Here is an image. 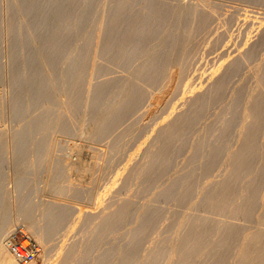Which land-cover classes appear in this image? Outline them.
I'll list each match as a JSON object with an SVG mask.
<instances>
[{
  "label": "rangeland",
  "instance_id": "1",
  "mask_svg": "<svg viewBox=\"0 0 264 264\" xmlns=\"http://www.w3.org/2000/svg\"><path fill=\"white\" fill-rule=\"evenodd\" d=\"M23 1H25V0H0V75H1V79H2V82H0V136H1L0 137V139H1L0 140V147H1L0 150L1 151L4 150V152L2 151L4 153V155H2L3 157L1 156L3 159H1V157H0V164L3 165V166L0 165V169H1L0 178L2 176V178L0 180V196H1V199L3 200L2 201L3 204L0 206V221L1 222L7 221L6 222L7 224H5V222L2 223V224H4L3 227H1L2 224L0 226L4 231L1 233V236H0V247L3 248V249L0 248V250L7 254V250L5 249L4 243H3L4 238L16 226H23L26 228V230L30 233L32 238L40 246V254L37 256L36 260L32 264H64V263H66L64 261L66 260L68 262V259L64 258L65 259L64 260L63 256H65V253L70 252V251H68L67 248L70 245H72L71 243H73L72 246H74V248L79 247L82 250L84 247L88 248L91 245L90 241H92V243H93V240H95L96 235H97L96 238H99V236L103 237V235H104L105 238L104 237L100 238V240L97 239L100 243L97 241V244H99V245L96 244L97 249L95 251H92L94 254L92 253L90 255V253L88 251H86L85 248L83 249L84 251H82V252L80 251V249H76V250H79V251H77V254L79 253V255H81L80 253H84V258H86L85 255H90V256H87L88 257L87 260L92 261L91 260L92 255H93V260H95L94 256L97 257L96 254H98V252L100 253V252L104 251L105 249H107L108 245L110 243L115 242V244H116L117 243V241H116L117 237H120L121 239H119V238L118 239L122 241V239L125 238L124 236L127 235V233L129 236L132 234L131 237H135L136 234L137 235L139 233L143 234V232H145L144 235L146 236V238H148L147 239V240H149L148 243L150 242L149 244H151L150 247H153L152 245L156 244L155 243L156 238L158 239V237H160L159 239H161V238H162V240L166 239V241L163 240V242H162L165 244V243H167L169 238L171 239L170 233L172 234L173 230L174 231L176 229L179 230L182 227L183 230L180 229L179 231L176 230L175 232H173V234L175 233L174 237L172 236V240L169 239V241H168L169 244H166L167 246L165 245L167 248H171L177 244L176 242H177V238L179 236L177 237L176 232H178V234L180 235V232L183 233L184 227L186 228V226H183L184 222H186L185 224H187L189 222L190 223L193 222L192 223L193 225L191 224L192 226H194V227H192L193 232H195V230L197 231L196 227L199 226V222H200V226H199L198 230H200L201 233L200 232H195V233L198 235L199 234L201 235L202 232H205V231L208 232L207 234H205L206 232L203 233L206 237L203 235L200 236V237H202V241H204V242H202V245L204 244L203 246L206 245L207 248H209L208 246H210V247L212 246L211 247V249H212L214 247V245H217V246L219 245V243H220L219 238H221L222 243H223V240L226 239L225 244L228 246L231 245L230 247L234 246L233 248H235L236 245H238V244L240 245V246L239 245L237 246L239 248L236 247L235 249H232V250L230 249L231 252H233V253L236 252L238 254V255H236L235 258L233 256L232 260L234 262L232 261V264L233 263L235 264L236 262H238L237 259L239 257V253H240V249H241L242 245H243V249H245L244 246H246L247 249L249 250V252L246 255L247 256L246 259H250L251 261L250 260L247 261V264H264V251L262 250V248L264 249V246H263V244H264V223H261L262 219H260L261 217H259L264 212V211H262V207L260 208L262 213L259 212V214H258L257 211H259L260 209L256 211L259 218L256 216L257 214L254 213V215H253L254 217H253L252 221H248V222L244 221L241 218H237L235 215L234 216L236 219L233 218V214H234L233 207L235 208V206L239 205L240 202H237V201L242 202L241 199L240 200H238V199L241 198L242 194H240V192H243V189L240 188L238 193H237V195H239L240 197L236 196V198H235L236 200L234 199L235 201L230 203L233 205V207H232V205H230L231 210H230V208L228 210L229 205L226 208L227 212L229 211V213H233V214L228 213L230 216L232 215L231 218L229 217V215L227 213L224 214V212H226V209L224 212H222L224 214V216H223V214L220 215L221 213L216 214V212H215V214H214V212H212V211L211 212L209 211L210 213H208L207 211H205L203 208H200V207H199V209H197L198 211L193 210L192 209L193 207H194V209H196L198 207L197 206L198 202H195V203H197V205H195L194 202H191V201L197 200L195 198H197V195H198L197 191L199 192L198 189L195 193V196L192 197V198L195 197L194 198L195 200L194 199L188 200L191 205L189 204V202L187 203L188 204L187 205L186 204L187 201L184 203V205H181V204L179 205L178 203L176 204V202H177L176 197L180 194V189L176 190L177 195H175V198L172 197L175 201L174 200H172V201L176 204V206L178 205L177 207L180 208V210H178V211H177L178 208L176 210H174L175 204L173 203L174 206H172L171 205L172 201L170 202L171 204L169 203V201L172 198L171 199L169 198L170 200H168V199L165 200L166 203L170 204V207H169V204L166 205L165 203L164 204L166 207L161 206V205H164L163 204L164 200H162V203H161V200H158V198H157L158 196L161 195L160 191L166 185V183H167L166 187H168L169 181H171L170 182V184H171L174 181L173 179L179 180L180 176H182L181 174H183V176L185 177L189 173V172H185V170H188V171L192 170V172L195 170V172H193V174H192L193 178H194V174L198 175L200 173V172H198L201 170L200 169L201 166H199V165L202 163L201 165L203 167V165L205 164L204 163L206 161L205 155H206L207 151L206 152L203 151V155L200 158H198V159L202 158L201 160L196 159V161H195L192 158H191L192 159L191 160L190 157H187V156L189 154H190L189 156H192L191 154L193 153V148L195 147L196 143H198L197 141L199 139L198 137H200L199 135H201V134H198V133H200V131H202V130L206 131V127L210 123H212L214 125L217 124L216 126H213V127L218 128L220 126V128H222L223 127L222 123H224V121L227 118H230L228 120L232 119L231 117H232V115H234V112H235V110H234V112L231 111V108L234 109V107H233L234 104H232V101L234 103V100H235L234 96H236L234 91L237 92V91L241 90L242 89L241 85L243 84V82H244V84L242 85L243 87L244 86L250 87V84H251L250 88H251L252 92L249 90L250 93L249 92L248 93L251 94L252 97H253V94L257 93V92H262L264 94V90L262 89L261 86H259L260 85L259 81L255 82V79L258 78V72L260 71L259 69L261 68V66L263 64V63H261V61L264 62V58H263V56H264L263 55L264 54V43H263L264 42L263 41L264 40V36H263L264 35V0H261L262 2H257V1L253 2V1H249V0H137V2H140V3H146L149 1H153V2L158 3V4H165V5L169 6L173 11L181 9V8H185V9H188L190 11L189 20L191 21V23H190L189 28L187 30V36H186V40L184 42L185 47H186L185 53H187V51H188V54H190V55L186 56V54L184 53L185 55H182V57H181L182 59L180 58L179 63L176 65H173L172 67H170L167 70V73H166L164 80L161 82V84H159V86L157 88H148L145 85H143L142 83L137 82V80L133 77V75L130 74V72H129L130 70H126V69L121 68L119 65L112 62V60L108 59L107 56H104V47H105V43H106V31L108 28L107 27L108 26L107 16H108L109 10L111 8V6H110L111 0H96V5L94 6V10L92 12L93 13V19H92V22L90 23V29L92 32V36H91V40L89 43V50H88L89 55H88V58L86 60V70H85V74L83 76V81H82V93H81V98H80L78 114L76 115L77 118L72 115L74 119L76 118L75 119L76 123H74V127H72L73 123L68 122L69 120L65 122V120L69 119L68 116H67L68 118L66 117L67 119L65 118V116L69 114L68 111H70L69 110L70 107L68 106L70 101H68V98L64 99L63 96L61 97V95L59 94L60 97L58 95H57V97L60 98L59 99L60 103H59L58 99H57V101H55L59 105H55V107L52 106L55 108L54 109L55 112L52 110L54 112V114H52L51 119H53V116L55 119L60 118L59 120H62V118H63V121H62L63 124L65 125V123H67V125L70 124L72 127V129H70V127L68 125L67 129H65V128L63 129V127H66V126L62 125L61 128L65 131L67 130V132H62L63 131L62 129L60 131L59 127L57 128L56 122L50 121V120H49L50 122L48 121L49 123L47 122V124L45 123L44 125H36L33 128L31 126H27L32 121V120H30L31 117H33V118H34V116L36 117L37 116L36 113H39L38 112L39 110H36L37 112H34V114L27 115V116H29V119L26 118L23 121H21V123L23 124L24 127H20V126H22L21 124L18 125L20 121H18V124H17L14 120H12L11 112H10V106H11L10 105V101H11V87H10V85H11V72H12L11 63H10V41H11L10 39H12V36H13L12 32L13 33H15V32H14V23L12 22V18H11L12 15L11 14L13 13L12 12L13 10L16 11L17 14L24 13ZM37 10H39V9L38 8L35 9V12ZM202 14H204L207 17L209 16L208 17L209 18V24H208L209 27L204 32H200V31L196 30V27H195L196 21H194L198 17H200V15L202 16ZM210 17H211V21H210ZM22 19H20V20H22ZM225 21L227 22V24ZM21 24L22 23L21 22L19 23V21L17 20V31L19 34H20L19 30H21ZM234 24H235V26H234ZM227 25H229V26H227ZM218 27H219V29H217ZM88 28H89V26H88ZM246 29H248V30H246ZM9 31L11 32L12 35L9 34ZM175 32L176 31H174L173 33H175ZM221 32H223L224 35H223V33L221 34ZM71 33H72V42H71L70 54L67 55L66 57H64L63 60L61 61L60 66L62 68H65V67L69 66L70 64H72V66H75V68L79 67L78 65H76L77 64L76 60L78 57L76 55V53L77 54L79 53L84 39L78 33L77 29H75V28L72 29ZM217 35L220 37V39L218 38L219 40L215 39V37L217 38ZM225 35H227V36H225ZM212 37H214V40ZM205 38L206 39L209 38V41L207 40L208 41L207 43H206ZM258 39L259 40L261 39L262 41L261 40L259 41ZM211 40L213 42L216 40L215 41L216 46L215 45L212 46V44H214L213 42H212V44L209 43V42H211ZM217 41H219V42H217ZM202 43L203 44L206 43L205 46ZM201 44L203 45L202 48L204 49V50L202 49V51H201V46H202ZM209 44H211V46H209ZM256 44L257 45L260 44V46H261V47H259L260 51L258 50V58H259V56H260V58L255 59L256 58L255 57L253 60L255 63H252L251 62L252 59L249 61L248 56L250 54L249 52L253 51V49H254L253 46ZM206 45L209 47H207ZM250 46L252 47V50H250L251 49ZM256 46H254V47H256ZM247 47H248V50L246 49ZM197 48H199L200 50H198ZM233 48H235V49H233ZM261 48H262L263 52L261 51ZM208 49L210 51H208ZM196 50L198 51V53H196ZM204 51L205 52L208 51L209 53L206 52L207 53L206 54ZM200 52L203 55L202 57L199 54ZM223 52H225V53H223ZM246 52H248L249 54ZM259 52H262L261 53L262 55ZM194 54H195V59L193 57ZM204 54H206V56ZM196 55L200 56L198 58H202V59L198 60ZM183 56H185V57H183ZM190 56H191V58L193 57L192 60H196V61L198 60V61L193 62L191 60ZM261 56H262V58H261ZM245 58L250 63L248 61H247L248 62L247 63L246 60H244ZM73 59H74V61L72 62ZM214 59H216V60H214ZM240 60H241V62H240ZM255 60H257V61H255ZM258 60H260V61L258 62ZM234 61L235 62L238 61V63L237 62L234 63ZM136 62H141V60H137ZM232 62L235 65L236 64L240 65L241 63H243V65L241 64V66H240L241 68H239V65L234 66V65H232L233 64ZM195 63L198 64V65H196L197 67L195 66ZM213 63H214V65H213ZM140 64L141 63H138V65H140ZM244 64L246 66H244ZM254 64H256V65H254ZM188 65H189V67L190 66L192 67V65H193V67H195V69L193 67L189 68ZM257 65H259V67ZM136 66L137 65H135V67ZM226 66H229V67H226ZM230 66H233V67H231V69H229ZM255 66H257L258 68H255ZM135 67H133V68H135ZM223 67L226 68L225 71H224ZM235 67H237V68H235ZM242 67H244V68H242ZM250 67H251V69H250ZM185 68H187V69H185ZM234 68L236 69V71H238L239 69L242 70L243 73L240 70H239V72H236L234 70ZM191 69H193L194 71H192ZM196 69H197V71H196ZM256 69L259 71H257ZM184 70H185V72H184ZM227 70L229 73L227 72ZM134 71L135 70H133V72H131V73H134ZM234 71H235V74L238 73L237 74L238 76H235L233 74L226 84L227 85L226 87L228 90L225 89V94L223 97L224 100L222 98V101L223 102L225 101L224 102L225 105L223 104L222 101H221L222 103H219L220 102L219 101V102H217L218 105L214 104L213 105L214 107L211 106V108H214L213 109L214 111L212 110L213 112L210 110V108L207 110L208 112L206 111V114L208 113L209 116L210 117L212 116L213 118H214L213 115H215V114H216L215 118L219 117V115L223 118H225L227 115H228V117H226L225 120L223 118L219 117L221 120H223L222 123H220L221 120H220V122L217 121L219 119V118H217L216 124H215V122L213 123L215 118L213 120L211 118L209 119V117L207 116L208 114L207 115L204 114L205 119H203L204 115L201 119L204 121V120H206V117H207L208 120L203 122L200 119L202 121V122L200 120L198 121V123L200 124V126H199L200 129L197 127L199 125L197 123V126L194 127L196 129L191 130V132H193V131L195 132V130H197V132H198V130H199V132L196 133L198 139L191 135L192 139L195 138L196 141L194 139L191 140V138H190L189 140H191V142H189L188 138L190 137V134H192L190 132H189V136H187L188 138L186 136L184 137L185 138L184 141L186 142V140H188V142H189L187 146H190L191 148L185 147L186 146L185 144L187 142L186 143L184 141L181 142L182 138H181V141L179 139H177L179 142L177 140H175L174 141L175 143L173 142L174 144H172V148H170L171 150H175V148H176L175 146H177V149H178L179 148L178 145L180 143L182 145V147L180 145V149L181 148L182 149L188 148L187 149L188 151L186 149H184V150H186V152H188L189 154L186 153L184 150L179 149L181 152H178L179 150H177L176 152L180 153L181 157L176 152L175 153L173 152L174 154L171 153V156L173 155V157L170 156V158H172L174 160V162H175L174 165H176V167L173 166L172 161H171L172 164L170 163V164L165 165L168 162H166V161L163 162L162 160L161 161L157 160V163L155 162L157 165H158V162L163 163V165H161V163L159 164V166L161 165L160 166L161 171H160L159 166H158L159 170H157V168H156L157 165L155 163H152L154 161H150V160H152V157H150L149 154H151V153H149V152H151L152 149L150 148L151 151L150 150L148 151L147 149L149 148V146L155 142L154 144H157L158 147H157V145L154 146V144L151 145L150 147L153 146V150L157 149V152H159L158 150H161L159 147L162 146V137H163L161 135V133L162 132L165 133V131L167 129V124L169 126L170 121L171 122L175 121V119H174V118H176L175 115H177L179 117L181 114H183L182 111L185 112L186 108L188 107L187 104H189V102L191 103L192 100L196 96L198 97L200 94L202 95L203 93H205L207 91L206 90L207 87L210 89V87H211L210 85L214 84L213 82H216L215 78L216 79L220 78L219 75L222 76L224 73L227 75V73L230 74V72H234ZM221 72H224V73H221ZM240 72H241V74H239ZM75 73H77V71ZM186 73L188 74L187 75L188 77L186 76ZM248 74L250 76L251 75H253V76L250 77ZM193 75H195L197 78L195 76L193 77ZM189 76H191V78ZM247 76L250 77L249 78L250 81L247 79L248 82L245 81L246 80L245 77H247ZM233 77L234 78L238 77V78L232 79ZM183 78H184V80H183ZM231 79H232V81H230ZM239 79H241L242 84L237 85L238 82H236V81H239ZM70 81L75 82L76 76L72 77L70 79ZM112 82L117 83V86L119 88L127 87L130 84L135 83L136 86L139 87V89H141L142 91L145 92V99L143 102L140 103V105L136 109V111H134L133 113H130L122 121L113 125L111 129L105 131V127L108 123V120H109V117L111 116V114L108 115L107 118L103 119L107 114V109H101L99 111V115H95L92 111L91 105H92V100H93V95H94L95 90L99 86H102L103 84L112 83ZM232 82L233 83L236 82V84L235 83L232 84ZM249 82H251V83H249ZM253 82H254V86H252ZM239 83H240V81H239ZM247 83H249V84H247ZM234 86H235V88H234ZM181 93H182V95H181ZM230 94H233V95H230ZM249 94H247L248 97H249ZM228 95H229V98H228ZM190 96L192 97V99ZM252 97H249L248 100H250V98H252ZM225 99H228L227 102ZM227 103L228 104L231 103L230 106H232V107H228ZM46 106H48V105H45L44 107L46 108ZM67 106L69 108H67ZM216 106L218 107L219 110L217 108H215ZM222 106H225V107H222ZM226 106L228 108H226ZM219 107L220 108L222 107L221 109L224 108L225 110L230 109L229 111H231L233 114L229 115L230 112L228 110L224 111V109H223L224 113L221 115L220 113L222 111L220 110ZM45 108H43V110H45V111L51 110L50 106L47 107V110ZM216 109L218 112L219 111H221V112L218 114L216 112ZM40 110H41V107H40ZM40 112H44V111L41 110ZM61 112L65 116H63L61 114ZM227 112H228V114H227ZM169 114H171V115L169 116ZM217 114H218V116H217ZM32 115H34V116H32ZM61 115L63 116L62 118H61ZM69 115L72 118L71 112ZM242 115L240 118L241 119L243 118L242 120L244 121L245 117H243ZM74 119H72V120H74ZM209 120L210 121L212 120V121L210 122ZM228 120H226V122ZM70 121H71V119H70ZM207 121H209V124L206 126V124L208 123ZM243 121H240V123ZM13 122L15 123V125ZM172 123H170V124H172ZM203 124L205 125L204 126L205 128L203 127ZM212 124L210 126H208L207 128L211 127ZM242 125H243V123H242ZM163 126L164 127L166 126L165 127L166 129ZM68 127H69V129H68ZM201 128H203V129H201ZM216 128L215 129L212 128V130H215L216 132H218L219 130ZM69 130H71V131H69ZM147 131L150 133H148ZM156 132L159 134H157ZM212 132H214V131H212ZM216 132L212 133V134L215 136V134L216 135L218 134ZM138 133H140V134H138ZM144 133H145V135H144ZM156 134L159 136H157ZM203 134L204 133H202V135H201L202 137H203ZM193 135H194V133H193ZM196 135H194V136H196ZM263 136H264V134H263ZM16 137L18 138L17 142L14 141L16 139ZM153 140H154V142H153ZM200 140H201V138L199 139V141ZM151 141H152V143H151ZM192 141H195L196 143L192 142ZM14 142H15V145H14ZM176 143H177V145H176ZM182 143H184V145ZM191 144H193V145H191ZM145 146H148V147L146 148ZM192 146H194V147L192 148ZM155 147H157V148H155ZM189 148H190V150H189ZM191 149H192V151H191ZM143 150H144V152L147 150V152L149 153L147 155L143 152L146 156H149V158L148 157L146 158V156H145V158L147 159V161L149 159L151 164H149V163L147 164V161L142 154ZM1 151H0V154H1ZM153 152L155 155L152 154V156L154 155L156 157L157 154H159L156 151H153ZM175 154H177L178 160L174 159V158H176ZM141 156H143V157L141 158ZM155 157H153V159H155ZM179 158H181V160ZM136 159L138 160V162L141 159H143L145 161V162H143V160H141L142 165H143V163H145L144 165H145V168L147 169V171H143V172L144 173L149 172L148 174H145V175H148L149 177L145 176L143 178L144 173H142L143 176L140 174V172L142 170H144L145 168H144V165L139 166L141 163H138ZM170 160H169V162H170ZM185 160L187 162H185ZM197 160L199 162H197ZM155 161H156V159H155ZM179 161H180V163H179ZM193 161H195V163ZM136 162H137L138 166L141 167V168H138V169H141V170H139L140 172H137V173H139V176L141 175L140 177L136 176V174L133 173V171L135 172L136 167H134L135 169H133L132 167L134 165L137 166V164H134ZM183 162H185V164ZM177 163H179V164H177ZM198 163H199V165H198ZM182 164H184V165H182ZM162 166H163V168L167 166V170L170 172H168V174H167L166 168H164L165 171L163 172ZM150 167L151 168L154 167V168H152L153 169L152 171L156 170L154 172L156 180H155V177L153 175V172L151 174L150 173L151 171H148L151 169ZM180 167L182 169H180ZM173 169L175 171H173ZM131 170H132V172H131ZM136 171H138V170H136ZM173 172H175L176 174ZM178 172H179V174H180V172H184V173H181L179 175ZM197 172H198V174H197ZM220 172L221 171L219 170V171H216L215 175L213 174L215 179L212 176L210 179L203 180L204 182L202 181V184H200L199 188L201 186H203V188H204V186H207L212 181L217 180L218 179L217 177L219 176ZM128 174L129 175L132 174V175L129 177ZM156 174H158V175H156ZM157 176H160L163 178L158 177L159 178V182H158ZM177 176H179V178ZM215 176H217V177H215ZM136 177H138V178L142 177V178L137 179ZM146 177H147V179L150 177H154L155 182L152 180L153 178L147 180V179H145ZM129 178H131V179L129 180ZM135 178L137 179L136 182H135ZM165 178H167V179H165ZM247 178L249 179L250 177H247ZM127 179H128V181H126ZM132 179L134 181L133 184L131 182ZM143 179L147 180L146 182H144L145 183L144 186L142 185ZM246 179L244 182L248 181V179L247 180ZM138 180H139V183H141L139 186L141 187V185H142V187H143V189L140 190V192H142V194H140V196L144 195L143 193L145 190L147 191V188L150 186V184H152L151 181H153L156 185H153L154 188H152L150 186L151 192H150V188H149L148 192H150V193L147 192L148 195L146 194V191H145L146 195H144V197L141 198L138 196V198H141V199H139V201H137L136 200L137 198H135L133 196V195H135L134 194L135 192H133V190H136V194L139 195L138 190L141 189L142 187L137 189L138 186L136 185L137 188H136V186H134L133 188H135V189L132 190V194H133L132 195L133 201H132V197L130 196L132 188L127 189L125 187L134 185L135 183H137ZM160 180H162V181H160ZM207 180H208V182H207ZM123 181H124V183H123ZM125 181L128 182V184ZM129 181L131 184L129 183ZM165 181H166V183H165ZM244 182L241 183V185H240L241 187H242V185H244ZM164 183H165V185H164ZM122 184H124V185L127 184L128 186L125 185V187H124V185H122ZM145 187H146V189H144ZM166 187H164V188H166ZM202 189L200 190V192L202 191ZM164 190L165 189L162 190V193ZM125 191H126V193H125ZM158 193H159V195H158ZM125 195H127L128 197ZM137 195H135V196L137 197ZM155 195L156 196L158 195V196L156 197ZM151 196H153V197L155 196V197L153 198ZM201 196L202 195L200 193V197L198 195V201H200L199 199H201ZM243 196H244V194H243ZM243 196H242V199L244 198ZM127 198H129V200H126ZM152 198L153 199L157 198V201H156V199L154 201L155 202L154 205H152L153 204ZM123 199L126 200V201H124V202H126V204H128L127 201L128 202L130 201L128 204L129 206L132 204L135 205V203L136 204L139 203V205L142 203L146 204L142 207V208H144L142 210L144 213H146V210H147L146 207L151 206V205L154 206V208L151 206V209L152 208L153 209L150 210V208H149V210H148L149 212H147V213H151V212L153 213V215H151L152 213L150 214V217H152L151 219L154 218L153 220H156L157 215H158L157 219H159L161 217V211L167 210L164 213L162 212L163 218L161 217L159 220H157L158 222H160L162 219V221L164 223V220L166 219L165 223H167V224L164 223L165 224L164 225L162 223V221L160 222L164 226L165 229L163 228V226H161L163 228V230H161L162 229L160 227L161 224H159V226H158L157 221H155L157 224L153 221L154 226L156 225L160 228V229H158V227L156 228V226H155V228L159 232L156 231L157 233L156 232L153 233L154 235L151 233L152 230L150 231V234H148L150 229L144 231L142 228H140V230H142V231L140 232V230L138 229L139 233H138L137 229H135V231H134L133 229L136 227V223L140 224V222H136V220L139 219L140 216H141V218L143 216H144V218L146 217L145 216L146 214H144L140 210V209H142V208H140L141 205L139 207L138 204H137V206L139 208L136 205H135L136 207L132 205L133 207L130 206L132 210L128 209L130 211V213L127 212V213L131 214V212H133V208H134L135 210H134L133 215H134L135 220L133 219L132 214L130 215V217L132 216L131 218L134 221L126 213L127 214L126 218H128V219H126L127 221H124L125 224L122 221L123 224L120 223L118 225L117 228H119L118 229L119 231H115V229H113V230L109 229L108 230L109 227H107V226H106V228L103 227V226H105L106 223L104 224L105 218L102 220V218L104 217V216L101 217L102 213L104 214V212H105V214H107L108 212L113 211L112 214L108 213V215L111 214L114 216V215H116L117 212L121 211L122 206H123V209H122L123 211H125V209L127 210V208L129 206L126 207L127 205L124 206L122 204ZM134 200H135V203H134ZM120 201H122V202L120 203ZM158 201H160V203H158ZM113 202H115V203L113 204ZM118 202L120 204H122V206L115 205L116 203L118 204ZM107 203L108 204L111 203V205H108ZM130 203H132V204H130ZM114 205L117 206V208L121 207L120 211L116 212L117 208ZM185 205L187 206L186 208L189 209L190 213L188 212V210L186 212V208H185L184 209L185 211L184 210H182V211H183V213L185 212L186 214L184 213V217H182L178 212L181 211V209H183L181 206L185 207ZM171 206L173 208H171ZM195 206H197V207L195 208ZM103 207L106 209H104ZM107 207L108 208L111 207L109 210H111L113 207L112 211H108ZM114 207L116 208V210L114 209ZM124 207H126V208L124 209ZM155 207L159 208V211L158 210L157 211L160 214L155 213V212H157V211H155L156 210ZM161 207H163V208L165 207L164 208L165 210L163 209L160 211V209H162ZM168 207H169L170 211L174 210L173 212H169L168 213L169 215L167 214V212L169 210ZM190 208L192 211H190ZM138 210H139V212H138ZM202 210H204V211H202ZM263 210H264V208H263ZM114 211H115V213H114ZM175 211H177V213ZM182 211H181V214L183 215ZM193 211H195L194 213L197 214V215L195 214L196 216L193 215L194 214V213H192ZM174 212H175V214H174ZM191 213H192L193 217H196L197 222H196L195 218H193L191 216H189L188 219L193 218L192 220H194V221H192L191 219L189 222H188V220L185 221L188 214L191 215ZM154 214H156L155 215L156 218H155ZM164 214L167 215L168 218H171L173 216L172 219L175 218L174 215L177 214L176 215L177 220L175 219V221H177L179 223L176 222L175 224H177L178 226L174 225V223L172 224L171 222L172 221L175 222V221L172 219H168L167 217H164ZM178 214H179V216H181L180 218L183 219L184 221L183 220L180 221L181 219L177 218ZM209 214H212V215L209 216ZM91 215H94V216L92 217ZM95 215H97V216H95ZM135 215H137L139 218L138 217L135 218L136 217ZM218 215H220V217ZM205 216L207 217V219H205ZM96 217L100 218V220ZM105 217H106V215H105ZM209 217H211V218L209 219ZM94 218H95V220H97L96 222H95ZM108 218H110V217L108 216ZM114 218L116 219V217H113L110 219H112L114 222ZM129 218H130V220H129ZM201 218L203 220L199 221L198 219L201 220ZM88 219H89V221L92 220L91 222L92 223L94 222V223L93 224L90 223L91 224L90 225L89 223H87ZM167 219L169 220V222ZM259 219H260V222H259ZM107 220H109V219H107V217H106L105 221H107ZM128 220H129V223H128ZM210 220H213V221L211 222ZM254 220H256L255 224H253ZM100 221H102L104 225H102V222H100ZM130 221L132 223L135 222V224H132ZM201 222H202L203 226L205 224L204 227L201 226ZM205 222H208V223H205ZM213 222H214V224H213ZM222 222L223 223L225 222V224H223ZM80 223H82V224H80ZM85 223H87L86 225L89 227H86ZM97 223H100V226L101 225L102 226L98 227L99 224H97ZM168 223H169V226H172V227H170L171 229L175 226V229L173 228L172 231L168 227L171 231L170 233L168 232L169 229H167V227H165L168 225ZM181 223H182V225H181ZM126 224H131V225H127L125 227ZM83 225H84V227H82ZM92 225H94V226L98 225L97 226L98 232H97V228L96 227L94 228V226H92ZM133 225H134V228L132 227ZM207 225L209 226V228H207L208 227ZM219 225L223 226V227L221 228ZM226 225H228V226L230 225L229 228ZM154 226L152 227V229H154L153 232L156 230L154 228ZM231 226L233 228H236V229L239 228V229L238 230L233 229ZM200 227H201V229H200ZM219 227H220V229H218ZM230 227L232 230L230 229ZM80 228H81V230H80ZM82 228H83V230H82ZM102 228H104V229L102 230ZM137 228H138V226H137ZM194 228H195V230H194ZM202 228H203V230H202ZM205 228L208 230L211 229V231H213V230L214 231L211 232V231L204 230ZM241 228L243 229L242 231H240ZM131 229L137 233H135V234H134V232L132 233ZM229 229L231 230L230 232H229ZM110 230H112V232L109 233ZM164 230L165 231L167 230V231L165 232ZM218 230L219 231L222 230V231L219 232ZM223 230H224V232L226 230V232L224 233ZM128 231H130V232H128ZM146 231H147V235H146ZM160 231L162 232L161 233L162 236H160L158 234V233H160ZM239 231H240V233L238 235ZM78 232H80V234ZM95 232H97L98 234H96ZM107 232H108V234H107ZM214 232H217V233L214 234ZM227 232H229V233H227ZM90 233L92 235L89 236ZM100 233H102L103 235ZM129 233H131V234H129ZM164 233H166V236L168 235L167 236L168 239H167V237L165 238V236L163 235ZM167 233H169V234H167ZM195 233H193L194 237L196 235ZM221 233H222V235H221ZM223 233L226 235L228 234V238H225L227 236L226 235L224 236ZM234 233H235V235H234ZM84 234H87V236ZM151 234L154 237L156 236V238L154 239L153 236H148ZM229 234L231 237H232V235H234L233 238L230 239ZM78 235H79L80 239H75ZM157 235H159V236H157ZM208 235L211 239H209ZM73 236H75V237L72 239ZM82 236H84V237H82ZM122 236H123V238H122ZM140 236H142V235L139 234L138 237H140ZM145 236L143 237L144 241L146 240ZM218 236H219V238H218ZM222 236H224L223 240H222V238H223ZM204 237H205V239L203 240ZM82 238L84 241L82 240ZM136 238H137V236H136ZM143 238L141 239V237H140L141 240H143ZM238 238H240V239H238ZM128 239H130V237ZM153 239H154V241H153L154 243L151 242ZM228 239H230V240L228 241ZM243 239H245V240H243ZM252 239L254 240V243L252 242L253 241ZM71 240H73V242ZM119 240H118V242H119ZM124 240H125V242L128 241V240H126V238ZM124 240L121 243L119 242V244L118 243L117 244L118 245H121L123 243L125 244ZM209 240H215L217 242V244H215L216 242L209 241ZM217 240L219 241V243ZM233 240H236V241H233ZM256 240H258V242ZM111 241H113V242H111ZM157 241L161 243V240L160 241L157 240ZM172 241L175 242V245H173L174 243ZM227 241H228V243H227ZM232 241L234 243L236 242L235 245ZM67 242H71V243H67ZM76 242L77 243L79 242V244H82V243L83 244L78 246V244ZM250 242H252V244ZM66 243L69 244L68 247H67ZM86 243H88V244L86 245ZM140 243H141V241H140ZM162 243H161V245L163 247L164 244H162ZM247 243L251 244V245L247 246L248 245ZM257 243L260 244V245H258V247H256ZM142 244L144 246H142ZM142 244H141V246L139 244V246L142 247L141 249H143L142 252H141V250H137L139 252L136 251V254L134 255L135 257H136V255L138 256V255L144 254L145 251H146V253L148 252L147 249L144 248L147 246H145L144 243H142ZM146 244H147V242H146ZM149 244H147L148 247H149ZM232 244H233V246H232ZM161 245H159V247L157 245H155L154 247H156L158 249L160 248V252L163 251L164 249L166 251L167 249L165 248V246L162 250ZM202 245L200 246V248L202 247ZM252 245L255 246V247H252V249L254 248L253 250H251ZM168 246H170V247H168ZM206 246H205V248L202 247L204 249L203 250L201 249L202 252H200L198 255H200L201 253L203 255L208 254V251H207L208 249L206 248ZM261 246H263V247H261ZM71 247H70V250H71ZM249 247H250V249H249ZM219 248H220V245H219ZM211 249H209L210 252H211ZM259 249H261V250H259ZM63 250H64V252H63ZM148 250H149V248H148ZM155 250L156 249H154V251L151 250L150 253L148 252L149 253L148 255L145 253L146 256L142 255V256H139L138 258L136 257L137 259H140V260L136 261V259H134L135 258L134 256H133L134 258L132 256H131V258H133L136 261V264H138V262L142 263L143 260L141 261V259H144V261H145L144 257L150 256V259H151L152 255L155 256L156 255ZM204 250H205V254L203 252ZM85 251L87 252V254ZM71 252H72V250H71ZM140 252H141V254H139ZM153 252L155 254H152ZM158 252H159V250H158ZM1 253L2 252H0V254ZM73 253L75 254L76 252H72L71 254H73ZM170 253L166 255L167 258H169V259L173 255H177V254L172 255L173 252L171 254ZM68 254L71 255L70 253H68ZM194 254L196 256L195 260H197L199 256L196 254V252ZM202 254H201V257H202ZM2 255H0V261L3 262V256ZM68 256L66 254L67 258H69ZM75 256H76V254L70 256V258L73 257L74 260H76L78 258L77 262L79 264H80V262L85 263V259L83 258V254L81 256L84 259V261L81 260V258H79L81 256H78V255H77V257H75ZM195 256L192 255V257L190 256L189 259L194 260L193 258H195ZM209 256L206 255L205 258L208 259ZM175 257L176 256H174V258ZM8 258L13 262V264H16V262H14L9 255H8ZM73 258L71 259L72 261H73ZM131 258L129 259L130 261H131ZM167 258L163 259L162 261L160 260L159 264L165 263L163 261H167L165 264H167L168 262H169L168 264H175L176 260H174V258L173 259L171 258L170 260ZM202 258H204V256ZM205 258L202 261L203 262L206 261V262L203 263L201 261L200 264H202V263L206 264L208 262L209 259L206 260ZM133 259H132V262L134 261ZM146 259L149 260V258H146ZM187 259L184 262L182 261L183 263L182 262H180V263L185 264V262H187L188 264H190V262H192V261L189 262V260H187ZM199 259L197 261L194 260L195 264L196 263L198 264ZM70 261H69V263H71V264L74 262V261L73 262H70ZM130 261H129V264H131ZM135 261L133 262L134 264H135ZM171 261H173V262H171ZM2 262H0V264H2ZM147 262L152 263L150 260ZM194 262H192L191 264H194ZM86 263H88V261ZM114 263L115 262H113V264ZM89 264H91V262H89ZM115 264H117V263H115ZM144 264H146V261L144 262ZM208 264H209V262H208Z\"/></svg>",
  "mask_w": 264,
  "mask_h": 264
},
{
  "label": "bare ground",
  "instance_id": "2",
  "mask_svg": "<svg viewBox=\"0 0 264 264\" xmlns=\"http://www.w3.org/2000/svg\"><path fill=\"white\" fill-rule=\"evenodd\" d=\"M249 1L262 2L261 0H249ZM23 5H24V7H23L24 13L17 14L16 11L13 10L12 11L13 13L11 14L12 15L11 16L12 22L14 23V32H15V33L12 32L13 36H12V39H10L11 40L10 41V63H11V68H12V72H11V85H10V87H11V101H10V105H11L10 106L11 117H12V120H14L17 124H18V121H20L19 124H18V125H20V124L22 125L20 127H24L23 124L21 123V121H23L26 118L29 119V116H27V115L34 114V112H37L36 110H39L38 111L39 113H36L37 114L36 117L34 115H32V116H34V118L30 116L31 117L30 120H32V121L27 126H31L33 128L36 125H44L45 123L47 124V122L50 120V121H55L56 122V125H57V128L59 127V130L61 131V129H62L61 127H62V125H64L63 122H62L63 121V118L62 117L65 116V115H63V113L61 112V114L63 115V116L61 115L62 120H59L60 118L59 119H55L54 116H53V119H51L52 114H54V112H55L54 111L55 105H59L55 101H57V99L59 101V99H60L59 98L60 97L59 94L61 95V97L63 96L64 99H67L68 98V101H70L69 102V105H68L70 107V109H69L70 111H68L69 114L71 112V116L73 115L75 117L78 114V109H79V104H80V98H81V93H82V81H83V76H84L85 70H86V60H87L88 55H89V52H88V50H89V43H90L91 36H92V32H91V29H90V23L92 22V19H93V13L92 12L94 10V6L96 5V0H25V1H23ZM110 6H111V8H110L109 13H108V16H107V24H108L107 27L108 28H107V31H106V43H105V47H104V56H107L108 59L112 60V62L116 63L121 68L126 69V70H130L129 71L130 74L133 75V77L137 80V82L142 83L143 85H145L148 88H157L159 86V84H161V82L164 80V78L166 76V73H167V70L170 67H172L173 65L178 64L179 61H180V58L182 57V55H185V54H186V56L187 55H190V54H188V51H187V53H185L186 52L185 51L186 47H185V43H184L185 40H186V36H187V30H188L189 25L191 23V21L189 20V13H190V11L188 9H185V8H181V9H178V10L173 11L169 6H167L165 4H158V3H155L153 1H149V2H146V3H140V2H137V0H111V5ZM37 8L39 10H37L35 12V9H37ZM203 15L204 14H202V16L200 15V17H198L196 20H194V21H196V23H195L196 30L197 31H200V32H204L209 27V25H208L209 24V18H208L209 16L207 17V16L204 15L205 16L204 17ZM20 19H22V20H20ZM17 20L19 21V23L20 22L22 23L21 24V30H19L20 31V34L17 31ZM210 21H211V17H210ZM226 24H227V22H226ZM229 25H227V26H229ZM88 26H89V28H88ZM234 26H235V24H234ZM74 28L77 29L78 33L84 39L83 44L81 46V49H80L79 53L78 54L76 53V55L78 56L77 57V60H76V62H77L76 65H78L79 67L78 68H75V66H72V64H70L69 66H67L65 68H62L60 66L61 61L63 60L64 57H66L67 55L70 54L71 42H72V33H71V31ZM217 29H219V27ZM246 30H248V29H246ZM174 31H176V32L173 33ZM222 33L223 32H221V34ZM9 34L12 35L10 31H9ZM223 35H224V33H223ZM225 36H227V35H225ZM212 38L214 40V37H212ZM218 38L220 39V37L217 35V38L215 37V39H218ZM207 40L209 41V38L206 39V43L208 42ZM215 41L213 42L211 40V42H209V43L212 44V42H213L214 43V44H212V46H213V45H215ZM217 42H219V41H217ZM205 44H203V45L205 46ZM211 44H209V46H211ZM203 45L201 46V51L203 49L202 48ZM256 45H254V46H256ZM209 46H207V47H209ZM254 46H253V48H254L253 51H250V52L248 51L250 54L248 52H246V53L249 54L248 60L250 61L252 59V61H251L252 63H255L253 61L255 57H256L255 59L258 58V50H259V47H261L260 44L257 45L256 47H254ZM248 47L246 48L247 50H248ZM197 49L200 50L199 48H197ZM233 49H235V48H233ZM250 50H252V47H251ZM208 51H210V50L208 49ZM208 51H206V52H208ZM261 51L263 52L262 48H261ZM262 52H259V53L261 54ZM196 53H198L197 50H196ZM223 53H225V52H223ZM195 54L193 56L194 59H195ZM199 54L201 55V57L203 56L201 54V52ZM206 54H204V55L206 56ZM196 56H197V58L200 57L198 55H196ZM183 57H185V56H183ZM190 58H191V56H190ZM192 58H191V60H192ZM259 58H260V56H259ZM261 58H262V56H261ZM263 58H264V56H263ZM74 59L72 60V62L74 61ZM200 59H202V58H198V60H200ZM137 60H141V62H136ZM214 60H216V59H214ZM244 60H246V62L248 61L246 58ZM192 61L193 62L194 61L197 62L196 60H192ZM238 61H236V62L238 63ZM255 61H257V60H255ZM259 61L260 60H258V62ZM236 62L234 61V63H236ZM240 62H241V60H240ZM138 63H141V64L138 65ZM234 63L232 65L236 66L237 64L235 65ZM261 63H263V64H262V66L260 65L261 66V68L259 69L260 71L256 69L259 72H258V78L255 79V82L256 81H259V83H260L259 86H261L262 89L264 90V62L261 61ZM241 64L243 65V63H241ZM241 64L240 65L238 64L239 65V68H241L240 67ZM135 65H137V66L135 67ZM193 65H192V67H193ZM196 65H198V64L195 63V66ZM213 65H214V63H213ZM254 65H256V64H254ZM244 66H246V65L244 64ZM257 66L259 67V65H257ZM257 66H255V68H258ZM133 67H135V68H133ZM188 67H189V65H188ZM226 67H229V66H226ZM231 67H233V66H230L229 69H231ZM193 68L195 69V67H193ZM235 68H237V67H235ZM235 68H234V70L236 71ZM242 68H244V67H242ZM185 69H187V68H185ZM225 69L226 68H224V71H225ZM250 69H251V67H250ZM133 70H135L134 73H131V72H133ZM191 70L194 71L193 69H191ZM228 70H227V72H228ZM239 70L236 71V72H239ZM76 71H77V73H75ZM196 71H197V69H196ZM235 71L234 72H230V74H228L229 73L228 72L227 75L224 72H221V73H224V74L222 76L219 75V77H220V78L218 77L219 79H216L215 78L216 82H213L214 84H211L210 85L211 86L210 89L207 87L208 89L206 88L207 91L206 92L204 91L205 93H203L202 95L200 94L198 97L196 96L197 98L195 97L192 100L191 103L189 102V104H187L188 107L186 108V110L183 108L185 110V112L182 111L183 114H181L179 117L177 115H175L176 116V118H174L175 121L174 122L172 121L173 123L170 121V123H172V124L169 123V126L167 124V129L165 128L166 126L165 127L163 126L166 129V131H165V133H163V132L161 133V135L163 136V137L161 136L162 137V146L159 144L161 146V147H159L161 150H158L159 152H157V149L153 150V146L150 147L151 145H153L155 143L154 140H153L154 143L151 144V145L149 144L150 146L147 149L148 151L149 150L151 151V149H152V151L149 152L151 154H149L147 152V150L145 152H144V150L142 151V154H143L144 158L146 156L145 154H147V155L149 154L150 157H152V160H150V161H154L152 163H155V162L157 163V160H160V161L162 160L163 162L164 161L168 162L165 165L170 164V163L172 164V162H173V166L176 167V165H174V163H175L174 160L172 158H170V156H171V153H173V152L175 153L177 150L180 149V145L181 144L179 143V145H178L179 148L178 149H177V146H175L176 147L175 150H171L170 148H172V144H174L175 143L174 141L177 140V139H179L181 141V138H182V141L181 142H183L185 140L184 137L185 136L186 137L189 136V132L192 133V134H190V137L189 138L187 137L188 140L190 138H191V140H193V139L195 140V138L192 139L191 135L193 137H196L197 138L196 133H198L199 130H198V132H197V130H195V132L194 131L191 132V130L192 129H196L194 127L197 126L198 121L203 117L204 114L205 115L208 114V113L206 114V111L209 108H210L211 111L214 109V108H211V106H213L214 104L218 105L217 102H219V101H220L219 103H222L223 102L222 101V98L224 97L225 89H227V87H226L227 86L226 85L227 82L229 81L230 77L233 74L235 76H238L237 75L238 73L235 74ZM240 71L242 72V70H240ZM184 72H185V70H184ZM241 72L239 74H241ZM187 75L188 74L186 73V76ZM74 76H76V81L75 82L70 81V79L72 77H74ZM194 76L195 75H193V77ZM251 76H253V75H251ZM189 77L191 78V76H189ZM234 77L232 79L238 78V77H236V78H234ZM250 77H248V76L245 77V79H246L245 81L248 82L247 79L250 81V79H249ZM232 79L230 81H232ZM183 80H184V78H183ZM239 81H240V83H239ZM239 81H236V82H238L237 85L242 84L241 83L242 82L241 79H239ZM0 82H2L1 75H0ZM236 82H234V83L236 84ZM234 83L232 82V84H234ZM249 83H251V82H249ZM249 83H247V84H249ZM243 84H244V82H243ZM242 85H241V87H242L241 90L238 89L239 91H237V92L234 91V93L236 94V96H234L235 97L234 103L232 101V104H234V106H233L234 109L231 108V111L234 112V110H235L234 115H232L233 113L231 111H229L230 109L229 110L226 109V110H228L231 113V114L229 113V115H232V117H231L232 119L231 120H228L230 118H227L226 120H228V121L226 122L225 118L228 117V115L226 117L224 116L225 118H223V117H221L219 115V117H221V118H223L225 120L224 123H222L223 120H221L219 117H216L215 118V116H216L215 113H214L215 115L212 114L214 116V118H215V120L213 121V123L215 122V124H216V120H217V118H219L217 121L220 122V120H221L220 123H222V126L223 127L220 128L219 125H218L219 126L218 128L213 127V126H216L217 124L216 125H214L212 123L209 124V121H210L209 120V121H207L208 123L206 122L207 123L206 126L208 124H209L208 126H210L211 124H212V126L209 127V128H207L208 127L207 126L206 127V131L204 130L205 132L202 130L203 132L200 131V133H198V134H201V135H202V133H204L203 134V137L201 135H199L200 137H198L199 139L201 138V140L199 141V139L197 138L198 139V141H197L198 143L195 142L196 140L195 141H192V142H195L196 143L195 147L192 146V148L194 147L193 148V153L191 154L192 156H189L190 154L188 152H186V150L188 148H184L186 150H184V149L181 148L182 150H184L186 153L189 154V155L187 154L188 155L187 157H190V159L192 158L195 161H196V159L200 158L203 155V151H205V152L207 151V153L205 155V160L206 161L204 162L205 164L203 165V167L201 165L202 164L201 162H200L201 163L200 165L198 163V165L201 166V168H200L201 170L198 171L200 173L198 174V172H197L198 175H195L194 174V178H193L192 177L193 176L192 174H193V172H195V170L193 172H192V170H189V171L188 170H185V172H189L185 177L183 176V174H181V173H184V172H180V174L183 177L180 176V178H179V176H177L179 178V180L173 179L174 181L171 184H170L171 181H169L168 187H166L167 186V183L165 181L166 185L164 183V185H165L164 187H166V188H164V187L162 188V190L165 189L163 191V193H162V190H161L160 191L161 192L160 193L161 194L160 196H158L159 193L157 195L158 197L155 195L158 198V200H161V203H162V200H164L163 204L165 203L166 205H168L172 200H174L172 197L175 198V195H177L176 190H179L180 189V194L176 197V201H177L176 204L178 203L179 205L180 204L181 205H184V203L186 201H187L186 202V204H187L189 202L188 201L189 199H192L193 200L195 198V197L194 198H192V197L195 196V193H196L197 189L200 192V190L203 188V186H201L202 188L201 187L199 188L200 184H202V181L205 180V179H210L213 176V174L215 175L216 171H219L220 170L221 172H220L219 176L218 177L215 176L218 179L216 178L217 180L212 181L207 186H204V188L200 192L201 195H202L201 196V199H199L200 201H198V195L200 197V193L197 191L198 195H197V198H195L197 200L196 201H191V202H194L195 205H197V203H195V202H198V205H197L198 207L195 206V208L197 207L196 209H194V207H193L192 208L193 210L198 211L197 209H199V207H200V208H203L208 213H210L212 211V212H214V214L216 212V214L217 213H219V214L221 213L220 215H222L223 214L222 212L225 211V209L228 207V205H229V207H228V210H229L230 205H232L230 203L231 202H234L236 200L235 199L236 196H239V195H237V193H238L239 189L241 188V189H243V192H240V194H242L241 195V198H239V199L237 198V199L238 200L241 199L242 202L241 201H237V202H240V203H239L238 206H235V208L232 205V207L234 209V214L233 213H229V211L227 212V209H226V212H224V214L225 213H227V214L228 213L229 214H233V218H235V216H236L237 218H241L244 221H247L248 222V221H252V219L254 217L253 216L254 213L257 214L256 211L259 210L261 207H262V211H264L263 210V208H264V136H263V134H264V94L262 92H257V93H254L253 94V97H252V95L249 94L250 93L249 90L251 91V88H250L251 87V84H250V87L249 86H246V87L244 86L243 87ZM235 86H234V88H235ZM252 86H254V82H253V85ZM247 94H249V97H252V98H250V100H248L249 97H248ZM57 95L59 97H57ZM181 95H182V93H181ZM230 95H233V94H230ZM228 98H229V95H228ZM144 99H145V92L142 91L141 89H139V87H137L135 83L134 84H130L127 87L119 88L117 86V83L112 82V83L103 84L102 86H99L95 90L94 95H93V100H92V105L91 106H92V111H93V113L95 115H99V111L101 109H107V114H106V116L103 119L107 118L108 115L111 114V116L109 117L108 123H107V125L105 127V131H107V130L111 129L113 125L119 123L124 118H126L127 115H129L130 113H133L134 111H136V109L139 107L140 103L144 101ZM191 99H192V97H191ZM223 100H224V98H223ZM225 100L227 102L228 99H225ZM224 102H223V104H224ZM59 103H60V101H59ZM230 104L231 103L228 104V107H232V106H230ZM43 105L44 106L45 105L50 106L51 107L50 108L51 110L50 111L49 110L48 111L43 110V108H45ZM48 106H46V108H45L46 110H47V107ZM52 106H54V107H52ZM68 106H67V108H69ZM40 107H41V110L44 111V112H40L41 111L40 110ZM222 107H225V106H222ZM228 107L226 106V108H228ZM215 108L218 109L217 106ZM221 108H220V110L222 112L221 111L218 112L217 109H216V112L218 114L221 112L220 114L222 115L224 113L223 112V109L224 108L223 109H221ZM226 110L224 109V111H226ZM69 114L65 116V118L67 116L69 117V119H67L68 117L66 118L67 120H65V122L69 120L68 122L73 123L72 127H74V123H76V120L75 119L77 117L74 119L73 116H72V118H71ZM171 114H169V116ZM218 114H217V116H218ZM227 114H228V112H227ZM205 115H204V118L203 119H205ZM241 115L243 117H245L244 121L242 120L243 118L242 119L240 118ZM207 116L209 117V119L210 118L212 120L214 119L212 116L210 117L209 114ZM70 119H71V121H70ZM72 119H74L75 121L72 120ZM206 120H208L207 117H206ZM206 120H204V121L202 120V121L205 122ZM240 121H243V122L240 123ZM242 123H243V125H242ZM14 125H15V123H14ZM68 125H69L70 129H72L71 125L70 124H68ZM68 125H67V123H65L64 126H66V127H63V129L64 128L67 129V126ZM199 126H200V124L197 126L200 129ZM204 126L205 125L203 124V127ZM69 127H68V129H69ZM212 128L213 129L216 128L219 131L216 132L215 130H212ZM201 129H203V128H201ZM69 131H71V130H69ZM212 131H214V132H212ZM62 132H67V130L66 131L63 130ZM215 132L218 133V134L217 135L215 134V136H214L212 133H215ZM148 133H150V132H148ZM193 133L196 136H194ZM138 134H140V133H138ZM157 134H159V133H157ZM144 135H145V133H144ZM157 136H159V135H157ZM17 140H18V138L16 137V139L14 141L17 142ZM188 140H186L187 143L184 141L186 143L185 144L186 145L185 147H190V146H187V145H188L189 142H191V140H189V142H188ZM15 142H14V145H15ZM151 143H152V141H151ZM182 144L184 145V143H182ZM155 145H157V144H154V146ZM176 145H177V143H176ZM191 145H193V144H191ZM145 147L147 148L148 146H145ZM157 147H158V145H157ZM157 147H155V148H157ZM181 147H182V145H181ZM190 148H189V150H190ZM0 149H1V147H0ZM180 150L178 152H181ZM2 151L4 152V150H2ZM2 151H1L0 157L2 155H4V153ZM153 151H156L157 153H159V154H157L155 152L157 154V156H156L157 158L154 156L155 154H154ZM191 151H192V149H191ZM152 154H154V155L152 156ZM177 154L180 156V153H177ZM177 154H175L176 155V158H174L175 160L176 159L178 160ZM143 156H141V158ZM2 157H1V159H3ZM147 157L149 158V156H146V158ZM153 157H155L156 161H155V159H153ZM171 157H173V155ZM179 159L181 160V158H179ZM201 159H198V160H201ZM141 160H143V159H141ZM141 160L139 162L137 160V162L138 163H141ZM169 160H170V162H169ZM198 160H197V162H199ZM146 161H147V159H146ZM150 161L148 159L147 164L148 163L151 164ZM195 161H193V162L195 163ZM137 162L134 163V164H137ZM143 162H145V161L143 160ZM185 162H187V161L185 160ZM185 162H183V163L185 164ZM160 163L161 162H158V165L156 164L157 165L156 166L157 170H159L158 169V166H159ZM179 163H180V161H179ZM179 163H177V164H179ZM144 164L145 163H143V165ZM184 164H182V165H184ZM0 165H2V164H0ZM141 165H142V163L139 166H141ZM161 165H163V163H161ZM139 166L137 164V166L134 165L132 167L133 169H135L134 167H136V169H135V172L136 173L133 171V173L136 174V176H139V173H137V172H140L139 170H141V169H138V168H141ZM160 166H159V168H160V171H161V167ZM144 168H145V165H144ZM152 168H154V167H152ZM152 168L150 170H148V171H151L150 172L151 174L153 172V175H154V172L156 170L155 171H152L153 170ZM164 168H166V172L168 174V172H170V171L167 170V166L164 167ZM164 168L162 166L163 172L165 171ZM145 169L140 172L141 175H142V173H144L143 171H147V169L146 170ZM180 169H182V168L180 167ZM136 170H138V171H136ZM0 171H1V169H0ZM173 171H175V170L173 169ZM131 172H132V170H131ZM148 173L149 172L144 173V176L142 175L143 178L145 176L149 177L148 175H145V174H148ZM173 173H175V172H173ZM178 174H179V172H178ZM131 175L128 174L129 177ZM156 175H158V174H156ZM147 177L145 179H147ZM154 177H155V175H154ZM154 177H150L148 179L153 178L152 180L154 181ZM158 177L159 178H163V177L157 176V178ZM247 177H250V178L248 179ZM1 178H2V176H1ZM1 178H0V180H1ZM136 178L137 179H141L142 177L141 178L136 177ZM136 178H135V182L137 180ZM159 178H158V182H159ZM213 178H214V176H213ZM246 178L248 179V181L244 182ZM130 179L131 178H129V180ZM145 179L142 180L143 183L148 180V179L147 180H145ZM165 179H167V178H165ZM155 180H156V177H155ZM162 180H160V181H162ZM126 181H128V179ZM153 181H151L152 184H150V186L152 188H154L153 185H156L154 183L155 181L154 182ZM131 182H132V184L134 183L133 179H132ZM207 182H208V180H207ZM242 182H244V185H242V187H241L240 185H241ZM123 183H124V181H123ZM126 183L128 184V182H126ZM129 183H130V181H129ZM138 183H139V180L137 181V183H135L132 186H128L127 184H125L128 187H125V185L122 184L127 189L128 188H132L131 189V195H130L132 197V201H133V196L135 198H137L136 199L137 201H139V199H141L142 197H144V195L147 194V192L149 191L148 190L149 188H150V192H151V187L149 186L147 188V191L145 190L146 191V194H145V191L143 190L144 191V193H143L144 195L143 196L142 195L140 196V194H142V192H140V190L143 189L142 185L144 186L145 183L144 184L142 183V185H141L142 188L139 186L141 183H139V184ZM136 185L138 186V188H137ZM134 186H136L137 189L141 188V189L138 190L139 191L138 192L139 195L136 194V190H133V189H135V188H133ZM144 189H146V187ZM132 190H133V192H135L134 194L137 195V197L132 194ZM150 192H148V193H150ZM125 193H126V191H125ZM243 194H244V196H243ZM125 196H127V195H125ZM138 196L141 197V198H138ZM242 196L244 197L243 199H242ZM151 197H153V196H151ZM153 198H152L153 201L151 200L153 202L152 205H154L155 199L157 201V198H155V199H153ZM169 198L170 199L172 198V199L170 200ZM166 199L170 200L169 203H166L165 202ZM126 200H129V198H127ZM126 200L123 199V202L120 201V203L122 202V204L124 206L127 205L126 207H128L129 206L128 204H129L130 201L129 202L127 201L128 204H126V202H124ZM2 201L3 200L1 199V196H0V206L3 204ZM111 203L110 204L107 203V204L108 205H111ZM114 203L115 202H113V204ZM120 203L118 202V204L116 203L115 205L122 206V204H120ZM134 203H135V200H134ZM158 203H160V201H158ZM173 203L174 202L172 201V204L171 203L170 204L172 206H174ZM130 204H132V203H130ZM137 204L139 205V203H137ZM137 204L135 203L136 206H137ZM165 204L164 205H161L160 204V205L161 206H165ZM170 204H169V207H170ZM176 204H175V207L176 208L174 207V210H176L178 208L177 209V211H178V210H180V208L177 207L178 205L176 206ZM189 204H190V202H189ZM132 205H130V206H132ZM135 205H133V206H135ZM140 205H141V207H140ZM140 205H139V207L142 208L146 204H143L142 203ZM117 206H115V207L117 208ZM151 206L146 207L147 208L146 213H144L142 211L144 208L140 209L144 214H146L145 215L146 216L145 218H144V216L142 218L140 216V218H139L137 216L138 214L136 213L137 215H135L136 216L135 218H137V217L139 218V219H137L138 221L136 220V222H140V224L136 223V227L135 228H134V225L132 226L134 228L133 229L134 231H135V229H137V231L139 233L140 228H142L144 231L150 229L148 234H150V231L151 230H152V232H151L152 234L155 233L156 231L159 232L156 228L159 226V224H161L160 222L162 221V219H161L160 222H158L157 220H159L163 216L162 215V212L164 213V212L167 211V210L164 209L166 206L164 208L161 207L162 209H160V211L163 210V209L165 211H161V217L159 219H157L158 218V215H157V218H156V216H155L156 214H154L156 220H153L154 218L151 219L152 218V217H150V214L152 213L151 211H150L151 213H147V212H149L148 211L149 208H150V210H152L154 208V206H152L153 208L151 209ZM172 206H171V208H173ZM115 207H114V209L116 210ZM126 207H124V209ZM129 207L127 208V210L128 209L129 210L131 209V207L130 208ZM169 207H168V209H169ZM181 207L183 208V209H181V211H182L187 206L185 205V207H183V206H181ZM110 208H108L107 210L108 211H112L113 207H112L111 210H109ZM155 208H156V210L154 209L155 211H157V210L159 211V208H157V207H155ZM104 209H106V208H104ZM120 209H121V207L120 208H117L116 212L117 211H120ZM122 209H123V206H122ZM122 209H121L120 212H117L118 214L116 213L117 216L116 215H114V216L111 215L113 211L112 212H108V213H111L109 215H108L107 212H106L107 214H105V212H104V214L102 213V216L101 217L104 216L102 218V220L104 218L106 219V217H107V219L110 220V221L109 220L105 221V219H104V224L105 223L106 224L103 227L106 228V226H107V227H109L108 230L109 229H112V230L115 229V231H119L118 230L119 228H117V227H118V225L120 223H122V221L125 224L124 221H127L126 219H128V218H126L127 214L129 215V217L132 214L133 219H134V215H133L134 214V210H135L134 208H133V212H131V214H129L130 213L129 210L127 211L125 209V211H126L125 212ZM174 210L170 211V209H169L168 212H167V214L169 212H173ZM187 210L189 212V209L188 208H186V212H187ZM204 210H202V211H204ZM230 210H231V208H230ZM158 211L155 212V213L160 214V213H158ZM177 211H175V212L177 213ZM181 211H179L178 213L182 217H184V213L185 212L183 213V211H182V213H183V215H182L181 214ZM190 211H192L191 208H190ZM195 211H193L192 213H194ZM262 211L260 209L257 212L259 214V212L262 213ZM127 212H129V213H127ZM138 212H139V210H138ZM175 212H174V214H175ZM114 213H115V211H114ZM192 213H191V215L188 214V216H187L186 219L184 218L185 221L188 220V222H189L190 219L192 220L193 218H195V220L197 222L196 217H193L192 216ZM179 214H178V217L177 218L178 219H181L180 218L181 216H179ZM195 214L196 213H194L193 215L196 216L197 214L196 215ZM212 214H209V216L212 215ZM224 214H223V216H224ZM258 214L256 215L257 217H258ZM105 215H106V217H105ZM107 215L110 218L116 217V219L114 218V222H113L112 219L108 218ZM151 215H153V213ZM176 215H174L175 218H173V219H172L173 216L171 218H168V216L165 215V214H164V217H167L168 219H172V220L175 221ZM220 215H218V216L220 217ZM261 215L259 216V217H261L260 219H262L261 220V223H264V212ZM91 216L93 217L94 215H91ZM95 216H97V215H95ZM189 216H191L193 218H189L188 219ZM98 217H96V218H98ZM229 217L231 218L232 215L231 216L229 215ZM130 218H129V220H130ZM202 218H201V220L200 219H198V220L199 221H202L203 220ZM210 218L211 217H209V219ZM98 219L100 220V218H98ZM205 219H207L206 216H205ZM260 219H259V222H260ZM94 220H95V218H94ZM129 220H128V223H129ZM165 220H164V223H165ZM182 220L183 219H181L180 221H182ZM91 221H89V219H88V222L87 223L90 224V223H92ZM96 221L97 220H95V222ZM153 221L154 222L157 221V223H158V226L155 225L156 228H155V226L153 224ZM192 221H194V220H192ZM210 221L212 222L213 220H210ZM3 222H5V224H7L6 223L7 221H2L0 223V226H1V224ZM100 222H102V221H100ZM168 222H169V220H168ZM176 222L177 221H175V222L172 221L171 223L172 224L174 223V225H177V224H175ZM255 222H256V220H254V223L253 224H255ZM87 223H85V226L86 227H89V226L86 225ZM162 223H163V221H162ZM177 223H179V222H177ZM182 223H181V225H182ZM185 223L186 222H184V225L183 226H186V228L184 227L183 233L180 232V235H179L178 232H176L177 237L179 236L177 238V242H176L177 244L175 245V242H173L175 239L173 238L174 240L172 242L174 243L173 245H175V246H173L171 248H167L166 247L167 246L166 244H169L168 241L170 239V238L168 239V237H167L168 235L166 236V233L163 234L165 236V238L167 237V239H168L167 243H165V244L162 243V242H163V240L166 241V239H163V240H162V238L159 239L160 237H158V239H157L156 236L155 237L153 236L154 234L153 235L152 234L151 235H148V236H153L154 239L156 238V242H155L156 244H153L152 245L153 247L155 245H157L159 247V245H161V243H162V244H164L163 247L161 245L162 250H163L164 246L166 245L165 246V248L167 249L166 251L164 249L163 251L160 252V248L158 249L156 247H154V248L153 247H150L151 244H149L150 242L148 243L149 240H147L148 238H146V236L144 235L145 232H143V234L142 233H139V234L142 235V236H140L141 239L145 236V238H146L145 241L147 242V244H149V247L146 244V242L144 241V238H143V240H141L140 237H138L139 234L138 235L136 234L135 237H131L132 234L129 233V234H131L129 236L128 233H127V235H125L124 237L128 241L125 242V240H124L125 238L122 239V241L124 240V242H125V244L123 243L124 245L123 244L118 245L119 242L121 243L122 241L119 240V239H121L120 237H117V240L116 241H117L118 244L117 243L115 244V242L114 243H110V244L108 243L109 245H108V248L107 249H105L104 251H102L100 253L98 252V254H96L97 257L94 256L95 257V260H93V255H92V259H91L92 261L87 260V258H88L87 256H90L93 253L92 251H95L97 249V247H96L97 241L100 240V238H103L104 237V235L102 233H100V234L103 235V237L102 236L100 237L99 236L100 234H99L98 235L99 238H96L97 237V235H96L95 236V240H93V243H92V241H90L91 242V245L89 247L87 246L88 248H85L84 247L86 249V251H88L90 253V255H85L86 258H84V253H80V254L81 255L83 254V258L85 259V263L88 261V263H86V264H89V262H91V264L92 263L93 264H113V262H115L117 264H126V263L129 264V261H130L129 259L131 258V256L133 257L136 254V251L137 250H141V252H142L143 249H141L142 247H140V246H141L142 243H144L145 246H147L149 248V250H148L147 247H144V248L147 249V251L149 253H150L151 250L154 251V249H156L155 250L156 255L155 256L152 255V258L151 259H150V256L149 257H144L145 258V261H146V264L147 263L148 264H157V263L159 264L160 260L162 261L163 259H166L167 258L166 255L169 254L170 252L171 253L173 252L172 255L173 254H177V255H173L171 257L173 259L174 256H176L174 258V260H176L175 264H182L187 258H188L187 260H189V262L190 261L194 262V260L196 259V256H195L194 253L196 252V254L198 255L200 252H202L201 249L203 250L205 248V246H206V245L203 246L204 244L202 245V242H204V241H202V237H200L201 235L205 236L203 233H205L206 231L205 232H202L201 235L200 234L198 235L195 232H200L201 233V231L198 230L199 229V226H200V222H199V226L196 227L197 231L194 228L195 232L192 231L193 230L192 227H194V226H192L193 225L192 224L193 222L192 223H190V222L187 223L188 225L185 224ZM205 223H208V222H205ZM80 224H82V223H80ZM97 224H99V226L97 225L98 227H101L102 225H104L103 222H102V225L101 226H100V223H97ZM132 224H135V222H133ZM165 224H167V223H165ZM213 224H214V222H213ZM223 224H225V222ZM127 225H131V224H126L125 227ZM152 225L156 229L154 232H153L154 229H152V227H153ZM3 226H4V224H2L1 227H3ZM92 226H94V225H92ZM97 226H94V228L95 227L97 228ZM137 226H138V228H137ZM161 226H163V225L161 224L160 227ZM201 226H203L202 222H201ZM204 226H205V224H204ZM223 226H220V227L222 228ZM226 226H228V225H226ZM229 226H228V228H229ZM1 227H0V236H1V233L4 232ZM82 227H84V225ZM165 227H167V229H169L172 226H169V223H168V225L165 226ZM220 227L218 229H220ZM231 227H230V229H231ZM163 228H164V226H163ZM163 228L161 230H163ZM173 228L175 229V226ZM207 228H209V226ZM103 229L104 228H102V230ZM158 229H160V228L158 227ZM170 229L168 231L169 233L172 231V229H171V231H170ZM180 229H182V227ZM200 229H201V227H200ZM230 229H229V232L232 230V229L231 230ZM233 229H236V228H233ZM238 229H236V230H238ZM80 230H81V228H80ZM82 230H83V228H82ZM112 230H110L109 233L112 232ZM133 230L131 231L132 233L134 232ZM176 230H178V229H176ZM202 230H203V228H202ZM204 230L211 231V229L208 230L206 228ZM226 230H225V232H226ZM242 230L243 229L241 228L240 231H242ZM141 231L142 230H140V232ZM175 231L173 230V232H175ZM213 231H211V232H213ZM221 231L222 230H220L219 232H221ZM240 231L238 232V235H239ZM97 232H98V228H97ZM97 232H95V233L98 234ZM128 232H130V231H128ZM173 232H172V234L170 233V235H171V239L170 240H172V236L174 237V235H175V233L173 234ZM223 232H224V230H223ZM229 232H227V233H229ZM78 233L80 234V232H78ZM91 233L89 234V236L93 234V233L92 234ZM135 233H137V232H134V234ZM161 233L162 232L160 231V233H158V234L160 236H162ZM169 233H167V234H169ZM193 233L196 234L195 237L193 236ZM207 233L208 232H206L205 234H207ZM215 233H217V232H214V234ZM107 234H108V232H107ZM84 235L87 236V234H84ZM146 235H147V231H146ZM159 235H157V236H159ZM221 235H222V233H221ZM225 235L226 234H224V236ZM234 235H235V233H234ZM234 235H232V237H231L230 234H229L230 239L233 238ZM128 236L130 237V239H128L129 238ZM136 236H137V238H136ZM224 236H222L223 237L222 240L224 239ZM226 236L227 237H225V238H228V234ZM74 237L75 236H73L72 239ZM77 237L75 239H80L79 238V235ZM82 237H84V236H82ZM205 237L203 238V240L205 239ZM208 237H209V235H208ZM122 238H123V236H122ZM218 238H219V236H218ZM154 239L151 241L152 243H154L153 242ZM209 239H211V238L209 237ZM219 239L218 240L220 241L221 244L219 243L218 240L217 241H218V243L220 245V248H219V245L218 246L217 245H214V247L212 249H211L212 246L211 247L208 246L209 248H207V246H206V248L208 249L207 250L208 251V254L210 256L208 254H205V250H206L205 249L203 251L205 255H203L201 253L202 254V257L204 256V258H205L206 255L209 256L208 257L209 260L207 258H205L206 260H208L209 264H232L233 256L235 258L236 255H238V254L236 252L235 253L231 252L230 249L231 250L232 249H235L239 244L237 243L238 245H236V247L233 248L234 247L233 244H232L233 247H230L231 245L228 246V245L225 244V242H226L225 240L226 239L223 240V243L221 242V238H219ZM230 239H228V241ZM238 239H240V238H238ZM82 240H83V238H82ZM118 240H119V242H118ZM157 240H159V241L161 240V243L158 242ZM243 240H245V239H243ZM71 241L73 242V240H71ZM140 241H141V243H140ZM209 241L216 242L215 240H209ZM228 241H227V243H228ZM233 241H236V240H233ZM256 241L258 242V240H256ZM111 242H113V241H111ZM252 242L254 243V240ZM252 242H250V243L252 244ZM67 243H71V242H67ZM235 243H234V245H235ZM259 243H257V246L256 247H258V245H260ZM71 244L73 245V243H71ZM77 244H78V246H80L83 243L82 244H79V242H78ZM87 244L88 243H86V245ZM139 244H140V246H139ZM215 244H217V242ZM251 244H248L247 246H249ZM68 245L69 244H67V247H68ZM72 245H70L67 248L68 251H70L68 253L71 254L72 252H76L75 253L76 254L75 257H77V255L78 256H81V255H79V253L77 254V251H79V250H76V249H80V248L79 247H75L74 248V246H72ZM97 245H99V244H97ZM201 245L204 248H202V247L200 248ZM142 246H144V245L142 244ZM263 246H264V244H263ZM263 246H261V247H263ZM70 247H71L72 252L70 250ZM168 247H170V246H168ZM244 247H245V249H243V245L241 246V249L242 250L240 249L239 257L237 256L238 257V259H237L238 262H236L235 264H247V261L250 260V259H246V257H247L246 255L249 252V250L247 249L246 246H244ZM252 247H255V246L252 245L251 246V250L254 249V248L252 249ZM237 248H239V247H237ZM1 249H3V248H1ZM83 249L82 250L80 249V251L81 252L84 251ZM209 249H211V252L209 251ZM249 249H250V247H249ZM158 250H159V252H158ZM259 250H261V249H259ZM262 250L264 251L263 248H262ZM0 252H2L0 255L3 254L2 255L3 256V262L0 261V262H2V264H13V262L8 258V255L10 256V254L8 252H7L8 255L5 252L1 251V250H0ZM63 252H64V250H63ZM137 252H139V251H137ZM141 252L139 254H141ZM148 252L146 253V251H145V253L147 255L149 254ZM68 253H65V256H63L64 254L62 255L63 256V259L64 258L65 259H68V262L64 259L65 260L64 262H66V263L63 262L64 264H71V263H69V261L73 257L70 258V256L75 255L74 253L71 254V255H69ZM145 253L142 254V255L143 256L144 255L146 256ZM155 253L153 252L152 254H155ZM66 254H67V256L69 255L68 256L69 258L66 257ZM86 254H87V252H86ZM201 254L198 255L199 257L197 256L198 259L201 257ZM142 255H138V256L136 255V257L138 258L139 256H142ZM192 255L195 256V258H193L194 260L189 259V257L190 256L192 257ZM136 257L134 258V259H136V261L137 260H140V259H137ZM202 257L199 259L198 264H200V262L204 259ZM79 258H81V260L84 261V259L82 258V256L79 257ZM133 258H131V261H130L131 264H134L133 262L135 260ZM146 258H149V260L152 263L147 262L149 260L146 259ZM11 259L13 260L12 257H11ZM132 259L134 260L133 262H132ZM167 259H169V258H167ZM77 260H78V258L76 260H74V258H73V261L74 262L72 260L70 262H73L74 264L75 263L77 264L78 263ZM142 260H143V262L142 263L141 262H138V264L139 263L140 264H144L145 261H144V259H141V261ZM197 260H195V261H197ZM136 261H135V264H136ZM163 262L166 263L167 261H163ZM171 262H173V261H171ZM180 262H182V263H180ZM192 262H190V264ZM204 262H206V261H204ZM208 262L206 264H208ZM81 263L82 264H85L84 262H80V264ZM165 263H163V264H165ZM186 263L187 262H185V264ZM194 264H195V262H194Z\"/></svg>",
  "mask_w": 264,
  "mask_h": 264
},
{
  "label": "built area",
  "instance_id": "3",
  "mask_svg": "<svg viewBox=\"0 0 264 264\" xmlns=\"http://www.w3.org/2000/svg\"><path fill=\"white\" fill-rule=\"evenodd\" d=\"M3 243L16 264H32L40 254L39 244L23 226H16L10 231Z\"/></svg>",
  "mask_w": 264,
  "mask_h": 264
}]
</instances>
